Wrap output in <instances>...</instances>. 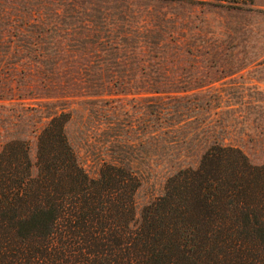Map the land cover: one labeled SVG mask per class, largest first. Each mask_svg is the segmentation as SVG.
Here are the masks:
<instances>
[{"label": "trees", "instance_id": "trees-1", "mask_svg": "<svg viewBox=\"0 0 264 264\" xmlns=\"http://www.w3.org/2000/svg\"><path fill=\"white\" fill-rule=\"evenodd\" d=\"M34 11H0V264H264V163L221 136L226 96L163 89L150 52L165 55L169 42L106 22L74 29L91 67H115L86 72V59L52 56L76 51L57 26L69 15ZM144 47L148 55L137 57ZM60 61L81 66L59 71ZM33 100L45 109L26 104ZM71 101L87 106L112 158L97 177L70 140ZM195 141L201 153L175 155L163 194L138 214L133 167L159 146Z\"/></svg>", "mask_w": 264, "mask_h": 264}, {"label": "rangeland", "instance_id": "rangeland-1", "mask_svg": "<svg viewBox=\"0 0 264 264\" xmlns=\"http://www.w3.org/2000/svg\"><path fill=\"white\" fill-rule=\"evenodd\" d=\"M5 9L21 13L57 10L69 15L57 26L66 27V38L71 39L76 51L52 56L61 59L62 55H77L76 61L86 59L88 65H65L66 61H60L59 71H74L77 65L89 73L115 69L110 65L101 68L89 65L87 50L80 46L82 36L74 30L77 25L101 30L106 22L116 31L131 28V35L140 40H167L165 55L159 50L150 52L154 58L155 79L163 80L160 87L201 95L211 91L215 97L221 92L226 96L223 104H229L221 112L223 118L219 116L222 130L227 126V132H221V136L239 146L253 164L264 163V0H0V11ZM3 21L12 22L11 19ZM155 31L162 34L159 36ZM135 54L145 59L148 49L136 50ZM47 55H51L50 51ZM47 67L36 65L33 69L46 71ZM126 99L125 110L131 114L135 100ZM46 103L33 100L26 104L45 109ZM82 103H65L74 113L68 134L87 173L97 177L102 163L112 158L105 154L97 124L89 119L87 106ZM31 114L35 120L41 116L35 111ZM1 133L6 136L5 130ZM32 145L34 149L33 138ZM158 148L153 161L133 167L141 181L136 193L138 214L163 194L171 167L178 161L173 157L180 153L192 157L200 154L203 144L195 141L189 146Z\"/></svg>", "mask_w": 264, "mask_h": 264}]
</instances>
